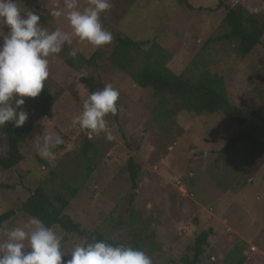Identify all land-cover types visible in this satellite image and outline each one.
<instances>
[{
	"label": "rangeland",
	"instance_id": "obj_1",
	"mask_svg": "<svg viewBox=\"0 0 264 264\" xmlns=\"http://www.w3.org/2000/svg\"><path fill=\"white\" fill-rule=\"evenodd\" d=\"M185 1L193 9L178 0H110L111 8L100 15L103 28L113 35L110 44L93 47L72 36L70 45L48 57V86L57 96L45 113L29 97L17 109L28 113L26 122L33 128L21 144L22 160L13 168L0 169V213L16 209L39 184L62 189L80 182L84 160L78 151L87 135L93 142L94 169L65 210L82 228L122 240L132 230L153 234L152 247L150 242L145 246L153 264H185L196 235L210 228L198 264H264V48L258 45L239 57L229 44H203L224 31L221 22L227 5L240 3L249 11L264 12V0ZM17 4L22 12L39 14L43 28L72 32L63 16L52 15L64 8V0H17ZM78 4L83 10L89 0ZM0 31L6 33L7 28ZM115 32L133 39L155 38L170 53L168 67L175 73L191 61L198 67L208 64L223 75L232 104L253 115L239 126L220 113L183 111L175 117L178 128L168 129L155 115L157 98L151 89L136 86L109 61ZM72 49L77 50L75 58L69 55ZM94 53L90 64L79 60V55L89 58ZM81 77L119 91L118 110L105 116L106 129L99 134L72 122L87 96L102 90L90 91ZM242 131L249 138L224 154L221 149L228 139ZM49 134L64 141L51 148L55 159L42 158L37 150ZM107 134L114 139L107 140ZM129 157L138 165L131 204L127 203ZM28 218L17 212L0 229V242ZM53 230L62 236L65 254L83 243L77 235Z\"/></svg>",
	"mask_w": 264,
	"mask_h": 264
},
{
	"label": "trees",
	"instance_id": "obj_2",
	"mask_svg": "<svg viewBox=\"0 0 264 264\" xmlns=\"http://www.w3.org/2000/svg\"><path fill=\"white\" fill-rule=\"evenodd\" d=\"M132 0H127L131 2ZM188 8L193 7L185 0H178ZM221 2L219 1L217 6ZM201 9V7H198ZM206 10H214L207 7ZM221 25L224 31L215 36H210L204 41V46L215 44H229L234 53L239 57H246L258 45L264 48L262 41L264 36V12L249 11L240 3L226 6V13ZM97 53L89 58L79 55V60L84 64H90ZM109 61L123 71L136 86L149 88L157 98L154 107L155 115L165 121L168 129L174 131L178 128L175 117L180 112L200 114H223L239 126H243L253 115L248 109L232 104L228 97L225 79L222 74L212 71L208 64L198 67L195 61H191L181 73H175L168 67L171 58L170 53L155 39H133L120 32L114 33V45L108 56ZM90 91L96 87L103 89L101 83L93 81L89 77H81ZM45 88L38 97H35L39 105L38 110L45 113L53 104L57 94L48 86V78L44 82ZM33 128L32 123L25 122L21 127H15L13 123L0 127V169L7 170L16 166L22 160L20 152L21 144ZM249 135L243 131L230 137L221 151L224 154L232 153L236 145L244 142ZM78 157L84 160L82 165V177L80 182L69 184L64 188H47L37 185L30 194L19 204L16 209H8L0 213V229L17 212L27 217L35 216L46 226L59 228L64 233H70L80 237L83 242H91L93 237L97 241L112 245H130L143 250L151 242L153 234L144 233L142 230H132L128 236L119 239L98 231H87L79 222L74 221L67 213L70 198L74 197L78 187L93 172L94 147L87 135L78 151ZM127 169L131 181L127 203L131 204L136 195L138 185V165L132 157L127 160ZM211 229L200 231L191 245L190 257H184L185 264H198L207 244ZM147 254V253H146Z\"/></svg>",
	"mask_w": 264,
	"mask_h": 264
},
{
	"label": "clouds",
	"instance_id": "obj_3",
	"mask_svg": "<svg viewBox=\"0 0 264 264\" xmlns=\"http://www.w3.org/2000/svg\"><path fill=\"white\" fill-rule=\"evenodd\" d=\"M110 0H89L80 10L78 0H64V8L52 12L55 17L63 16L72 32L60 29L49 31L40 24V15L33 11L22 12L17 0H0V127L13 123L21 127L28 120V113L17 110L24 105V97H38L45 88L49 76L48 57L59 54L65 44L72 43V36L87 41L93 47L110 44L111 32L105 30L100 15L111 8ZM69 55L77 56L72 49ZM119 91L111 84L102 90L90 93L84 100L82 111L73 118L90 134H99L106 129L105 116L118 110ZM111 141L114 137L106 135ZM59 135L49 134L37 144L42 158L55 159L51 148L63 143ZM62 236L46 226L39 218L30 216L21 226L6 232L0 242V264H153L143 250L130 245H112L94 237L85 240L65 254L61 247ZM70 254L69 259L65 256Z\"/></svg>",
	"mask_w": 264,
	"mask_h": 264
}]
</instances>
